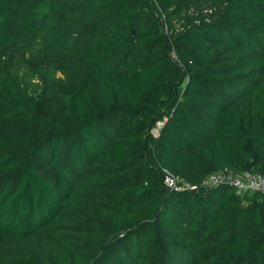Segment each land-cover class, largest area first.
<instances>
[{"label":"trees","instance_id":"16d2710c","mask_svg":"<svg viewBox=\"0 0 264 264\" xmlns=\"http://www.w3.org/2000/svg\"><path fill=\"white\" fill-rule=\"evenodd\" d=\"M223 170L264 175V0H0V264H264V191Z\"/></svg>","mask_w":264,"mask_h":264},{"label":"rangeland","instance_id":"374dc122","mask_svg":"<svg viewBox=\"0 0 264 264\" xmlns=\"http://www.w3.org/2000/svg\"><path fill=\"white\" fill-rule=\"evenodd\" d=\"M173 22L175 27L173 26V23L167 22V24L164 25V32L170 35L175 32L176 29L174 28L177 26L176 22ZM50 25H46L39 37L26 44L25 52L27 53L26 55L30 63L19 71V77L24 88L38 103L42 101L45 90L49 86L67 84V76L64 72L54 67H50L46 63L45 53H47L49 57H54V54L72 53L73 46L71 42L76 36L73 34L68 40L62 43L61 39L59 41L52 35L55 25L52 23ZM159 125L154 129V132H157Z\"/></svg>","mask_w":264,"mask_h":264},{"label":"built area","instance_id":"2783aa9c","mask_svg":"<svg viewBox=\"0 0 264 264\" xmlns=\"http://www.w3.org/2000/svg\"><path fill=\"white\" fill-rule=\"evenodd\" d=\"M209 11H211V9H204L205 13ZM174 21L176 22L177 26L176 30L179 31L181 29V22H179L178 20ZM159 124L162 125V122H160ZM155 133H158V130ZM164 182L165 185L172 190H180L185 187L196 188V186L187 184L171 172L166 173ZM222 182L230 183L231 185H233L239 194H244L247 191L254 190L264 191V175L252 171H246L243 174H235L228 170L215 172L209 175L204 180L203 184L208 186H215Z\"/></svg>","mask_w":264,"mask_h":264}]
</instances>
